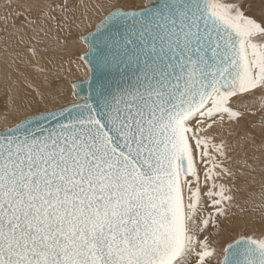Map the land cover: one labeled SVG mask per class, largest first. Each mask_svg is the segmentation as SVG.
Wrapping results in <instances>:
<instances>
[{
	"label": "snow or ice",
	"instance_id": "obj_1",
	"mask_svg": "<svg viewBox=\"0 0 264 264\" xmlns=\"http://www.w3.org/2000/svg\"><path fill=\"white\" fill-rule=\"evenodd\" d=\"M81 41L89 94L0 131V264H264V6L117 0Z\"/></svg>",
	"mask_w": 264,
	"mask_h": 264
},
{
	"label": "bare ground",
	"instance_id": "obj_2",
	"mask_svg": "<svg viewBox=\"0 0 264 264\" xmlns=\"http://www.w3.org/2000/svg\"><path fill=\"white\" fill-rule=\"evenodd\" d=\"M19 1L28 5L33 12L32 14L24 12L17 20L16 10L19 7L16 3ZM130 1L118 0L119 3ZM242 1L247 2L249 0H238L240 3ZM7 2L9 3V0H0V39L2 41L6 38L0 49V91L9 85L10 91H8L7 105L0 108V126L5 123L8 124V122L16 119L15 117L18 118L17 109L20 110V114H26L38 104L46 105L49 108L57 107L62 105L64 101L66 102L68 93L69 95L72 93L76 99L72 86L74 81L69 82L71 86H67L65 82H53V79L61 75L76 76L79 72L83 73L84 79H86L88 66L85 61L77 59V57H63L72 50L75 44L69 41L68 45H64L65 41L58 37L61 34L60 29L64 28L69 35L84 26L92 25L95 27L109 7L117 0H11L13 5L6 8ZM101 4L105 5L102 10L98 7ZM253 5L250 15L259 19V12L264 6V0H253ZM6 17L7 19H5ZM66 18H69L70 21L74 19V21H71L70 24ZM28 21H32V23H28ZM7 25L10 26L4 31ZM53 27L55 28V42L50 44L49 29ZM36 28L39 29L40 33L37 32ZM79 45L83 51H86V46L83 43H79ZM29 48L36 51L35 59L28 51ZM38 67L43 68V71H37ZM67 100L69 99L67 98ZM258 117L259 113L255 117L249 115L241 122V128H250L249 121L251 120H255L258 124ZM220 139H223L228 145V155L232 158L229 166L235 168V161L243 157L242 142L239 135H230L229 127L225 124L223 129L218 130L216 142H219ZM223 182L231 183L228 179ZM243 182V178L238 176L237 186H241ZM239 195L243 196L244 194L240 193ZM221 227L227 229L231 235L241 232L248 233L253 229L259 234L260 230L258 223H246L241 220V214L237 208L230 210L229 216L223 220Z\"/></svg>",
	"mask_w": 264,
	"mask_h": 264
},
{
	"label": "rangeland",
	"instance_id": "obj_3",
	"mask_svg": "<svg viewBox=\"0 0 264 264\" xmlns=\"http://www.w3.org/2000/svg\"><path fill=\"white\" fill-rule=\"evenodd\" d=\"M53 1H55V0H53ZM146 1L147 0H139V1H135V0H131L130 2H120V4H121V6H136V5H143L144 3H146ZM6 4H8V2L6 3ZM241 4L243 5V7H244V9L245 10H247V12H248V14L250 15L251 13H252V9H253V7H254V5H253V0H249V1H247V2H245V1H242L241 2ZM11 5H13V3H11ZM16 5L19 7V9L18 10H16V16H17V20H18V18L19 17H21L23 14H24V12H28V13H30V14H32V12H33V10L28 6V5H26V4H24L23 2H21V1H19L18 3H16ZM41 5V4H40ZM247 5V6H246ZM6 8H8V7H6ZM41 8V7H40ZM0 10H1V7H0ZM19 14V15H18ZM64 16V15H63ZM67 20H68V23H72L71 21H74V19H71V21H70V19L69 18H66ZM96 21V20H95ZM51 24H54V23H52L51 22ZM11 25V24H10ZM10 25H7V26H5V28H4V31L5 30H7V28L10 26ZM84 27H86V28H84ZM84 27H82V28H79V30L78 31H75V32H73L72 34H69L68 35V33H67V31L64 29V28H61L60 29V35L58 36L59 37V39L60 40H62V41H65L63 44L64 45H68L67 43L70 41H72L75 45L72 47V50L70 51V52H68V54L66 53L63 57H67V56H72V58H76L77 57V59H79V57L81 56V54L84 52L83 50H82V48H81V46L79 45V43H82V41H81V38H79V37H81V35H83V34H85V33H87L88 31H90V30H92V29H94V27L92 26V25H88V26H84ZM86 29V30H85ZM87 29H89V30H87ZM36 30H37V32L38 33H40V31H39V29L38 28H36ZM82 31H85V32H82ZM49 33H50V35H51V39H50V41H49V43L50 44H53L55 41V28L53 27V28H51V29H49ZM62 33H63V35H62ZM71 36V37H70ZM5 39L6 38H4L2 41H1V39H0V49L2 48V45H3V42L5 41ZM69 39H71V40H69ZM69 42V43H70ZM71 42V43H72ZM86 50V49H85ZM79 77V78H78ZM77 78V79H76ZM84 76H83V73H81V72H79V73H77L76 74V76H63V75H61V76H59V77H55L54 79H53V82H55V81H58V82H65V84L67 85V86H71V81L73 82V81H76V80H84ZM70 82V83H69ZM9 87H10V85H9ZM8 86H6V87H4V88H2V91H0L1 93H0V108H2V107H4V106H6L7 105V103H8V96H9V92L8 91H10V88H9ZM73 89V88H72ZM4 96H3V95ZM67 98L69 99V100H67ZM74 99V97H73V94L72 93H70V95H69V93H68V96L66 97V102L64 103H62V104H68V102L70 101H72ZM69 102V103H70ZM61 106V105H60ZM57 107H59V106H57ZM49 107L48 106H46V105H37V106H35V107H33L32 109H30L29 110V112L28 113H26V114H28V115H31V114H35L36 112H38V111H44V110H46V109H48ZM50 108H54V107H50ZM16 119H14V120H12V121H10V122H8V124L7 123H5V124H3V125H1L0 126V131H2L3 130V128L5 127V125L6 126H10L12 123H14L15 122V120H17V119H19V117L17 118V117H15ZM234 234V236H238L240 233H233Z\"/></svg>",
	"mask_w": 264,
	"mask_h": 264
},
{
	"label": "water",
	"instance_id": "obj_4",
	"mask_svg": "<svg viewBox=\"0 0 264 264\" xmlns=\"http://www.w3.org/2000/svg\"><path fill=\"white\" fill-rule=\"evenodd\" d=\"M95 28H96V26L94 27V29L88 31L86 34H84L82 36H85V35H88L91 32H94ZM74 85L76 86L75 88L73 87L74 88V96L76 97V99H79V98H81L83 96H87L89 94V88H88V85L86 83V79H84L82 81H79V80L78 81H74L72 83V86H74ZM76 94H78V95H76Z\"/></svg>",
	"mask_w": 264,
	"mask_h": 264
}]
</instances>
